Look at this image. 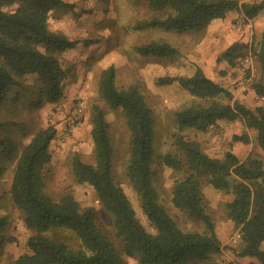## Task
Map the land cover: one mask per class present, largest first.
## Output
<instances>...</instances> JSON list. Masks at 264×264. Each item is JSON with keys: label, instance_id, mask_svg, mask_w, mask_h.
<instances>
[{"label": "trees", "instance_id": "1", "mask_svg": "<svg viewBox=\"0 0 264 264\" xmlns=\"http://www.w3.org/2000/svg\"><path fill=\"white\" fill-rule=\"evenodd\" d=\"M159 15L136 22L137 29L203 31L214 20L230 11L241 12L246 21L264 11V0H148ZM66 0H0V107L21 102L29 88L28 75H35L31 88L39 103L58 102L63 96L64 67L57 53L74 48L78 39L54 31L49 16L54 9L70 8ZM142 54L171 59L179 48L167 40H153L137 46ZM255 57L260 73L252 87L264 96V29L251 43L237 40L218 56L231 67L239 58ZM116 67L108 65L100 74L101 96L113 108H121L130 130L127 176L149 220L144 225L124 186L115 179L114 148L106 113L93 106L91 136L95 162L75 154L73 172L77 182L96 193L113 230L98 222L91 207H83L72 193L55 195L46 189L51 163L49 147L55 138V124L41 127L22 143L11 134L0 135V164H12L13 178L9 195L31 231L27 250L15 264H190L220 254L224 245L207 211L204 187L212 186L234 195L226 202L227 216L241 232L239 256L256 257L264 264V155L255 150L240 158L233 149L223 157L208 154L201 143L183 131L193 127L207 131L217 121L241 120L256 130V142L264 152V106H246L234 98L232 90L208 76L201 67L192 75H165L159 84L178 82L198 100L174 112L177 131L172 146L155 161V115L135 85L118 86ZM8 120L0 119V130ZM234 141L250 143L248 132L234 134ZM175 171L170 188L174 206L205 223V229L184 230L161 201L158 169ZM3 170V169H2ZM6 227L0 217V237ZM67 228V229H66ZM72 230L78 248L67 240L53 237L57 230ZM223 264H237L228 260Z\"/></svg>", "mask_w": 264, "mask_h": 264}, {"label": "rangeland", "instance_id": "2", "mask_svg": "<svg viewBox=\"0 0 264 264\" xmlns=\"http://www.w3.org/2000/svg\"><path fill=\"white\" fill-rule=\"evenodd\" d=\"M72 4L70 8L54 9L49 16V26L52 30L61 32L69 38L78 39L74 48L58 52L57 56L64 67L63 96L55 103H39L37 95L31 88L36 80L35 75L25 79L29 86L21 102L0 107V119L8 120L0 135L11 134L23 144L41 127L52 123L57 132L49 150L51 163L47 173L46 189L59 196L72 193L83 207H91L96 212V218L107 230H113L111 218L105 213L94 190L87 184L77 182L73 172V158L95 162L93 141L91 136L93 106H100L106 113L110 136L114 148V175L130 195L138 216L146 227L149 220L140 206V200L127 176V161L129 157L130 130L121 108H113L101 96L99 89L100 74L110 64L116 67V84L118 86H137L145 97L147 104L155 115V161L172 146L173 133L177 131L174 112L198 100L178 82L159 84L158 78L165 75H192L197 67L214 80L227 85L234 98L246 106L254 108L263 105V97L257 95L250 86L239 92L236 80L240 73L237 67L221 66L218 56L232 42L241 40L251 43L260 37L256 30H250L249 21H244V15L230 11L225 18L214 20L203 31L165 30L162 28L137 29L133 25L144 19L160 14L152 8L148 0H66ZM252 20V19H251ZM242 28H238V23ZM153 40H167L179 48V53L171 58H158L153 54H142L137 46ZM254 66H256V58ZM256 60V61H255ZM259 65V63H258ZM260 73L256 74L257 77ZM230 77V80H229ZM229 86H228V84ZM225 85V86H226ZM249 90L255 95L251 100L244 98ZM244 95V96H243ZM81 107V111H78ZM248 132L250 143L234 141V134ZM183 133L198 140L203 149L215 157H223L228 149L245 158L250 151L255 150L259 156L264 152L256 142V130L247 128L243 121H228L221 119L207 131L193 127L186 128ZM3 169V170H2ZM161 201L169 214L184 230L205 229V223L197 217L190 216L185 210L174 206L170 188L175 178V171L161 165L158 169ZM13 178L12 164H0V217H5L6 227L0 237V264H15L20 254L27 250L26 241L31 231L25 225L21 210L13 204L9 189ZM204 199L207 211L213 220L219 224L229 219L225 204L234 198L230 192L212 186L204 187ZM230 220V219H229ZM232 222V220H230ZM233 223V222H232ZM235 230L238 228L234 225ZM67 229V228H66ZM230 232L220 254L212 255L205 260H196L190 264H223L231 260L235 249L241 245L231 242ZM53 237L67 240L78 248L79 241L75 233L68 230H57L51 233ZM264 247V243L262 244ZM230 256V257H229ZM130 264H136L128 258Z\"/></svg>", "mask_w": 264, "mask_h": 264}, {"label": "crops", "instance_id": "3", "mask_svg": "<svg viewBox=\"0 0 264 264\" xmlns=\"http://www.w3.org/2000/svg\"><path fill=\"white\" fill-rule=\"evenodd\" d=\"M227 15H228V13H227ZM248 27L250 28V30L254 29V30H256V32L258 34H260L262 32V30L264 29V11L261 12L256 18L250 20V22L248 24ZM221 66L226 67L227 66V62L226 61H222ZM259 70H260V67L258 65V61H256V66H254V76H256V74H258ZM229 80H230V77H229ZM229 84H228V86H229ZM253 92H254V90H249L247 92L246 96L243 95L244 98L247 100V102H248V100H251V97H253L255 95V93H253ZM263 100H264V97H263ZM259 102L263 103L264 101L260 100ZM237 230H235V228L233 226V223L229 219L223 220L219 224L216 222V232H217L218 237L220 238V240L223 243H224L225 239L228 238L230 232L233 233L229 237V240L231 239V242H232V237H233V235L235 234V232ZM239 240L236 243H238ZM230 259L236 261L237 264H260V261L256 257H253V256H239V255L236 254L235 251H234L232 257H230Z\"/></svg>", "mask_w": 264, "mask_h": 264}, {"label": "built area", "instance_id": "4", "mask_svg": "<svg viewBox=\"0 0 264 264\" xmlns=\"http://www.w3.org/2000/svg\"><path fill=\"white\" fill-rule=\"evenodd\" d=\"M246 18H243V23ZM238 28H242V23H238ZM237 70L240 73L239 78L236 80L237 90L239 92L245 91L254 79V58L251 55H246L244 57L239 58L237 62ZM82 109L78 107V111L80 112ZM241 232L237 230L232 237V242L236 243L241 238Z\"/></svg>", "mask_w": 264, "mask_h": 264}]
</instances>
